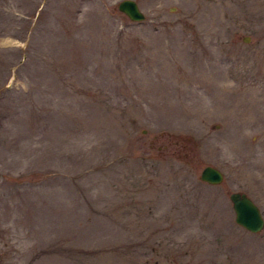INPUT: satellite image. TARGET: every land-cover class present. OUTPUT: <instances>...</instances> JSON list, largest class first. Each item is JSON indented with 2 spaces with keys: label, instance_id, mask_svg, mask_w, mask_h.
<instances>
[{
  "label": "rangeland",
  "instance_id": "rangeland-1",
  "mask_svg": "<svg viewBox=\"0 0 264 264\" xmlns=\"http://www.w3.org/2000/svg\"><path fill=\"white\" fill-rule=\"evenodd\" d=\"M136 1L0 0V264H264V0Z\"/></svg>",
  "mask_w": 264,
  "mask_h": 264
},
{
  "label": "water",
  "instance_id": "water-1",
  "mask_svg": "<svg viewBox=\"0 0 264 264\" xmlns=\"http://www.w3.org/2000/svg\"><path fill=\"white\" fill-rule=\"evenodd\" d=\"M117 8L131 20H141L145 17L136 0H119ZM244 40H247L244 38ZM199 177L210 184H218L223 180V172L216 166H203ZM229 199L237 224L251 232H258L264 227V216L256 202L244 191L234 190L229 193Z\"/></svg>",
  "mask_w": 264,
  "mask_h": 264
}]
</instances>
